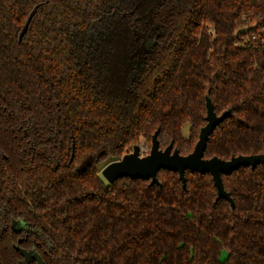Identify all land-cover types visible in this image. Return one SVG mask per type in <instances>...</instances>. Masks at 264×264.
I'll return each instance as SVG.
<instances>
[{"label": "trees", "instance_id": "16d2710c", "mask_svg": "<svg viewBox=\"0 0 264 264\" xmlns=\"http://www.w3.org/2000/svg\"><path fill=\"white\" fill-rule=\"evenodd\" d=\"M253 34L264 0H0V264L21 258L13 220L43 264H264V164L221 175L232 208L209 173L100 175L156 130L190 153L207 94L231 115L203 157L264 154Z\"/></svg>", "mask_w": 264, "mask_h": 264}, {"label": "water", "instance_id": "95a60500", "mask_svg": "<svg viewBox=\"0 0 264 264\" xmlns=\"http://www.w3.org/2000/svg\"><path fill=\"white\" fill-rule=\"evenodd\" d=\"M38 6L39 4L33 6L28 13V17L18 32L19 41L25 35ZM255 26L256 23L251 26L240 28L236 30L235 36L248 33L249 30L255 29ZM151 43L152 40L149 39L145 43V46L149 48ZM205 111V124L201 126L198 139L190 153L185 154V156L180 155L177 149H173L172 143H169L166 148L160 149L157 142V133L159 130H156L151 136V147L148 154L143 156L140 155L139 146L135 145L130 152L123 154L118 160L108 162L104 165L100 171L101 177L108 183H113L121 177H128L130 179L141 178L150 180V183L153 184L154 182H157V171L163 169L176 172L182 185L185 186L184 172L186 169L195 171L199 174L209 173L212 177L217 198H224L229 202L230 207L232 208L233 201L229 193H226L223 189L221 175H230L239 167H250L252 169L258 164H264V154H251L247 156L237 155L231 157L229 160H222L216 157L204 158L203 152L206 148V141L208 140L209 135L212 134L217 124L231 115V110L229 109L216 115L208 94L205 97ZM71 147L72 153L70 159L73 156V144H71ZM24 227V221L20 220H13L10 224L11 230L16 234L21 233ZM20 241L21 240H18V242ZM15 248L19 251L20 256L22 257V261L18 262V264H28L31 260H33L35 264H43L40 255L34 250H27L25 248H19L18 246H15Z\"/></svg>", "mask_w": 264, "mask_h": 264}, {"label": "built area", "instance_id": "2783aa9c", "mask_svg": "<svg viewBox=\"0 0 264 264\" xmlns=\"http://www.w3.org/2000/svg\"><path fill=\"white\" fill-rule=\"evenodd\" d=\"M211 33L213 34V31H211ZM241 43L242 44L257 43L261 47V49L264 51V36L261 37V36H256L253 34L248 39H242ZM138 146H139L140 155L143 156L149 153L150 146L147 145V143L143 139L140 140Z\"/></svg>", "mask_w": 264, "mask_h": 264}, {"label": "flooded vegetation", "instance_id": "af4514ba", "mask_svg": "<svg viewBox=\"0 0 264 264\" xmlns=\"http://www.w3.org/2000/svg\"><path fill=\"white\" fill-rule=\"evenodd\" d=\"M28 230H29V227L25 224V227L22 230V232L21 233H18V236H17V239H16V243L15 244L18 245L20 248H22L20 245H21L22 241L26 238V236L28 234L27 233ZM17 240H21V241L20 242H17ZM25 249H27V250H33L31 248H25ZM20 261H22V257L18 260V262H20ZM18 262H17V264H18ZM22 264H26V263H22ZM28 264H35V262L33 260H31Z\"/></svg>", "mask_w": 264, "mask_h": 264}, {"label": "rangeland", "instance_id": "374dc122", "mask_svg": "<svg viewBox=\"0 0 264 264\" xmlns=\"http://www.w3.org/2000/svg\"><path fill=\"white\" fill-rule=\"evenodd\" d=\"M183 128H184V129H183V133H184V134H187V132H188V125L185 124ZM102 166H103V165H102Z\"/></svg>", "mask_w": 264, "mask_h": 264}]
</instances>
